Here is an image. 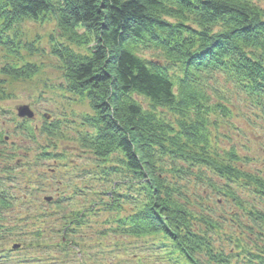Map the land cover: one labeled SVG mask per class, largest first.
Here are the masks:
<instances>
[{
  "label": "trees",
  "instance_id": "16d2710c",
  "mask_svg": "<svg viewBox=\"0 0 264 264\" xmlns=\"http://www.w3.org/2000/svg\"><path fill=\"white\" fill-rule=\"evenodd\" d=\"M47 17L55 19L63 38L89 50L77 52L57 41L53 46L67 90L87 98L94 111L87 118L94 132L83 136L81 145L100 162L121 151L119 164L137 180L145 200L122 216L117 210L121 195L114 190L106 206L117 213L98 230L87 220L90 210L69 212L62 200L54 203L63 212L56 218L58 226L39 227L31 234L1 224L0 242H13L4 250L0 244V264H123L135 255L139 264L142 255L133 252L134 239L149 242L156 236L168 242L144 249L156 255L150 249L161 248L171 264H264V211L248 208L247 237L229 233L233 247L219 248L214 235L223 232L221 221L193 210L182 199L184 186L164 176L169 158L175 174L192 176L195 168L242 208L236 187L243 185L264 198V175L245 166L252 158L234 147L215 149L207 128L210 113L230 111L222 101L228 98L212 83L218 82V74L264 114V6L254 0H0V43L17 53L12 48L17 39L8 33L22 22ZM142 51L154 56L145 57ZM175 67L177 73L172 72ZM37 71L39 66L31 63L1 69L13 78H30ZM134 94L148 99L150 108ZM214 97L218 100L211 103ZM11 205L8 195L0 194V208ZM48 232L60 235V243L47 240ZM91 237H97V246L85 254L78 245ZM68 252V260L60 258L59 253Z\"/></svg>",
  "mask_w": 264,
  "mask_h": 264
},
{
  "label": "rangeland",
  "instance_id": "374dc122",
  "mask_svg": "<svg viewBox=\"0 0 264 264\" xmlns=\"http://www.w3.org/2000/svg\"><path fill=\"white\" fill-rule=\"evenodd\" d=\"M254 1L264 6V0ZM8 34L17 39L12 47L17 53H11L0 43V194L8 195L12 205L0 208V225L5 224L15 232L19 231V227L24 228L31 234V230L39 227L58 226L56 223L60 222L56 218L63 212L55 209L56 200H62V206L69 212L90 210L86 212L87 220H91V226L97 230L101 226L106 227L108 223L104 224V220L115 215L117 210L122 216L134 212L135 208L142 206L145 195L134 176L126 168H121L119 160L123 158V153L118 150L100 162L92 151L81 145L82 137L94 132L87 121L94 111L87 98L67 90L63 65L53 53V46L57 41L70 44L77 52L86 53L89 50L63 38L53 17H47L45 21L22 22ZM142 53L148 58L154 56L151 51ZM28 63L39 66V71L30 78H13L1 73L7 65L20 67ZM172 72L177 73L178 68L175 67ZM218 77V82L212 83L219 88V94L228 98V101H222L230 111L221 115L210 113L207 128L212 145L220 152L234 147L240 155L250 156L251 161L245 164L247 169L264 175L259 171H264V114L224 75L218 74ZM134 98L145 109L150 108L145 97L134 94ZM217 100L214 97L210 102ZM22 105L31 107L35 114L33 118L18 115V108ZM170 162L173 161L169 158L164 162V176L172 183L184 186L182 199H187L193 210L210 214L224 225L223 232L214 235L217 247L226 250L233 247L229 233L247 237L248 230L244 224L249 221L248 208L253 206L264 211L262 195L252 193L243 185L236 187L243 199L242 208L199 177L195 168L192 176L180 177L175 174ZM176 164L182 165V161L177 160ZM208 175L223 183L217 175L211 172ZM114 190L121 195V208L117 210L106 206ZM47 196H51L52 200H46ZM45 213L51 214L56 222L45 218ZM39 220L46 221L40 223ZM85 231L92 232L90 228ZM47 236H50L46 237L47 240L60 243V235L48 232ZM12 242V239L1 240V248H10ZM97 242V237H91V240L82 241L78 246L87 254L97 246ZM153 242L162 244L168 240L162 236L152 237L149 242L134 239L137 249L133 252L142 255L139 264H171L161 248L150 249L156 250V255L144 249ZM96 250L94 248V252ZM59 255L67 260L70 258L69 252ZM136 259L137 255L123 264H138Z\"/></svg>",
  "mask_w": 264,
  "mask_h": 264
},
{
  "label": "water",
  "instance_id": "95a60500",
  "mask_svg": "<svg viewBox=\"0 0 264 264\" xmlns=\"http://www.w3.org/2000/svg\"><path fill=\"white\" fill-rule=\"evenodd\" d=\"M19 115L22 117L28 116V117L32 118V117H34L35 114L29 105H22L19 108ZM46 199L50 200L51 198L47 197Z\"/></svg>",
  "mask_w": 264,
  "mask_h": 264
}]
</instances>
